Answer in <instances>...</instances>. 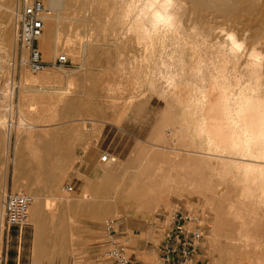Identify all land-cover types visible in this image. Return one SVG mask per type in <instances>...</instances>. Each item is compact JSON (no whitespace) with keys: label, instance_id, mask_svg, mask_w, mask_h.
Wrapping results in <instances>:
<instances>
[{"label":"rangeland","instance_id":"374dc122","mask_svg":"<svg viewBox=\"0 0 264 264\" xmlns=\"http://www.w3.org/2000/svg\"><path fill=\"white\" fill-rule=\"evenodd\" d=\"M28 2L0 0V47L7 53L0 51V117L5 119L4 128H0L1 237L2 201L10 192L31 195L34 203L38 201L43 206L52 203L49 207L53 209L46 210L52 211L50 215L44 213L53 215L55 221H49L47 231L51 238H47L46 250H38L34 243L36 229L29 220L22 235V264H99L106 221L114 222L119 235L128 236L132 251L140 257L139 251H134L136 240L145 236L140 233L150 223L153 226L155 216L162 210L175 209L203 214L207 226L205 256L211 264H264L263 202L256 195L252 198L255 200L246 201L240 180L212 164H200L203 159L189 154L197 150L198 142L186 131L183 106L175 96L163 92L165 83L154 71L158 60L147 61L143 47L128 34L123 21L127 0H60L54 10L49 9L45 0L48 17H55L56 25L52 27L44 19L47 31L37 47L48 67L40 73H31L21 63L27 53L17 38L18 16ZM200 11L184 17L189 37L202 35L203 29L208 30L203 26H221L215 14ZM187 51L183 56L189 67L192 60L186 58ZM60 55L66 56V65L52 67ZM184 99L183 105L187 101ZM8 132L11 138L6 149ZM105 154L110 155V163L102 162ZM43 159L52 166H48L51 172L47 176L51 188L37 169L36 163ZM136 159L138 163H131ZM170 161L175 163L169 167L174 169L172 174L185 179L170 193L148 196L137 206L134 200L118 206L113 216L69 207L80 203L88 206L89 201L83 198L87 195L89 199L94 194L106 169L118 177L113 191L126 196L134 181L128 177L137 168L156 169ZM65 186H71L73 192L63 194ZM259 201L261 204L257 206ZM146 234L158 244L152 231ZM149 251L152 264H156L157 255Z\"/></svg>","mask_w":264,"mask_h":264},{"label":"bare ground","instance_id":"6f19581e","mask_svg":"<svg viewBox=\"0 0 264 264\" xmlns=\"http://www.w3.org/2000/svg\"><path fill=\"white\" fill-rule=\"evenodd\" d=\"M59 2L60 0H48L49 9L54 10ZM199 10L215 14L220 19L221 26L225 27L219 26L218 23V26L208 24L207 27L202 23L208 30L203 29L202 35L197 33L196 38L187 36L184 17L189 16L192 11L197 15ZM123 13L124 26L134 42L143 47L144 54L147 55L146 60L152 61L156 58L161 63L153 64L156 66L154 71L157 78L165 83L163 92L172 95V98L175 96L183 106L186 131L198 142L197 150L188 153L203 159L204 162L200 161V164L207 162L228 176L240 180L243 185L242 197L246 201H251L256 195V199H260L264 204V0H127ZM48 16L49 13L44 19L47 18L52 23L50 25L55 27L56 18ZM190 23L192 25V22ZM186 49L189 51L186 58L190 57L192 60L189 67L184 64L183 55ZM0 51L7 55L2 46ZM14 59L15 55L11 67H14ZM166 66L168 68L164 70ZM179 96H183V100L184 97L187 98L186 104L183 105L184 101L178 98ZM11 99L12 97L8 104L10 112L13 109ZM3 119L4 117H0V128L5 126ZM27 125H30L29 122ZM10 138L8 132L6 149L10 146ZM47 154L48 150H45V156ZM112 161L115 162V159ZM131 163H138V159ZM36 164L39 173L45 176L46 186L49 187V162L43 159ZM157 164L158 162L155 166ZM174 164V161H170L156 169L154 166L137 168L136 172L128 177L134 181L126 196H120L118 191H113V183L117 182L118 177L109 174L106 169L102 181L95 187L94 194L89 199L87 195L83 198L89 201L88 206L81 203L67 206L81 210L86 208V211L100 216H113L118 206H125L133 200L137 206L148 196L170 193L183 184L185 179H178L172 174L174 169H169ZM61 166L63 167L62 163ZM111 170L113 171V168ZM261 202L257 203V206ZM47 205L33 202L29 211L28 222L31 220L35 226L34 243L38 250H46L47 238H51L47 229L49 224L55 221L52 213L50 217L47 215L52 211H46L53 206ZM258 256L257 262L260 261Z\"/></svg>","mask_w":264,"mask_h":264},{"label":"built area","instance_id":"2783aa9c","mask_svg":"<svg viewBox=\"0 0 264 264\" xmlns=\"http://www.w3.org/2000/svg\"><path fill=\"white\" fill-rule=\"evenodd\" d=\"M47 14L45 0H30L18 16L17 38L27 58L22 63L31 73L43 72L48 65L42 60L37 47L38 40L44 32V16ZM66 56L60 55L52 67L62 68L66 65ZM105 154L102 162L110 161ZM63 194H71L73 188L65 186ZM33 197L24 193H7L2 201L3 223L6 233L16 230L21 233L28 226L30 207ZM153 228L157 234L158 260L156 264H211L206 258L204 247L206 223L202 213L195 210H162ZM129 241L121 240L115 230L113 221L104 224V247L98 257L99 264H136L127 254Z\"/></svg>","mask_w":264,"mask_h":264},{"label":"crops","instance_id":"0c3cea01","mask_svg":"<svg viewBox=\"0 0 264 264\" xmlns=\"http://www.w3.org/2000/svg\"><path fill=\"white\" fill-rule=\"evenodd\" d=\"M150 224L149 227H146V231H142V233H140L145 235L144 238L136 240L137 250L134 251H139L141 255L140 257H138L137 253L132 251L131 240L129 241L128 236L125 234L119 235L120 241H129L127 254L132 261L136 262V264H152L153 259L149 250L155 252L158 259L157 243L154 244L153 239L146 234L152 231V234L157 237L155 229ZM122 233H124V231H122ZM22 235L23 232L19 233L16 230H13L9 235L3 231L0 246V264H22V244H24L22 242Z\"/></svg>","mask_w":264,"mask_h":264}]
</instances>
